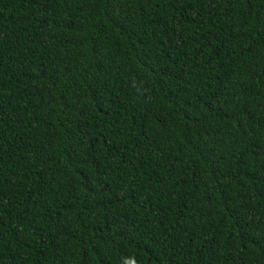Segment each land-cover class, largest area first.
I'll use <instances>...</instances> for the list:
<instances>
[{
	"label": "trees",
	"instance_id": "trees-1",
	"mask_svg": "<svg viewBox=\"0 0 264 264\" xmlns=\"http://www.w3.org/2000/svg\"><path fill=\"white\" fill-rule=\"evenodd\" d=\"M264 264V0H0V264Z\"/></svg>",
	"mask_w": 264,
	"mask_h": 264
},
{
	"label": "clouds",
	"instance_id": "clouds-1",
	"mask_svg": "<svg viewBox=\"0 0 264 264\" xmlns=\"http://www.w3.org/2000/svg\"><path fill=\"white\" fill-rule=\"evenodd\" d=\"M125 264H135V261L132 260V261L129 262V261L126 260V261H125Z\"/></svg>",
	"mask_w": 264,
	"mask_h": 264
}]
</instances>
